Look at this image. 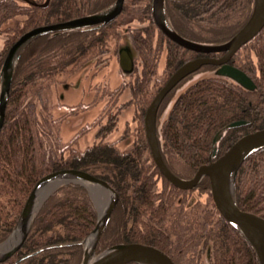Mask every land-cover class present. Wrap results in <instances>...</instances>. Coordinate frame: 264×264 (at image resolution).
<instances>
[{
    "label": "trees",
    "instance_id": "16d2710c",
    "mask_svg": "<svg viewBox=\"0 0 264 264\" xmlns=\"http://www.w3.org/2000/svg\"><path fill=\"white\" fill-rule=\"evenodd\" d=\"M114 1L50 0L47 6H40L24 0H0V33H11L13 29L7 25L25 15L23 25L17 22V31L0 49V71L9 48L27 30L94 13ZM152 1L124 0L122 11L114 20L146 22L148 32L158 31L159 39L166 37L170 74L196 55L208 54L168 38L156 25ZM165 8L168 19L183 36L204 43H220L244 26L251 15L253 0H165ZM86 27L42 34L24 47L17 60L0 131V241L16 225L41 177L58 169L78 168L107 180L118 193L97 252L121 241H139L163 249L177 264H185L189 259L190 264H204L193 260L202 240L213 244L211 264H261L256 247L217 207L208 176L193 188H180L161 172L155 161L147 169L146 161L139 162L137 152H122L114 143L104 141L84 150L69 149L67 156L46 155L40 136L44 130L42 112L30 99L31 90L67 72L72 60L87 51L93 40L85 35ZM57 57L59 61L53 62ZM231 62L253 78L255 89H247L232 78L211 71L187 85L174 100L171 98L163 127L167 147L164 158L181 177H192L201 164L223 154L240 136L264 127V26L236 51ZM239 119L248 122L227 128L218 141L216 157H212L215 134ZM160 143L162 146V138ZM196 189L211 195L209 206L205 202L200 203L202 207L198 205L202 202L200 196L194 204L186 203ZM236 197L241 208L264 216V147L242 162L236 177ZM97 219L86 185L64 183L43 203L22 246L0 264H80L81 241L94 229Z\"/></svg>",
    "mask_w": 264,
    "mask_h": 264
},
{
    "label": "water",
    "instance_id": "95a60500",
    "mask_svg": "<svg viewBox=\"0 0 264 264\" xmlns=\"http://www.w3.org/2000/svg\"><path fill=\"white\" fill-rule=\"evenodd\" d=\"M25 1L40 6H47L50 2V0H45L44 2L36 0ZM123 4L124 0H115L110 6L91 14L36 26L24 32L12 44L0 71V131L5 120L14 69L24 47L34 38L45 33L108 22L122 11ZM152 12L161 30L177 43L200 52H224L220 57H196L183 63L171 75L149 104L146 111L145 124L154 158L162 173L180 188H193L204 176H209L213 198L217 207L223 216L256 247L260 262L264 264V216L241 208L236 197L238 170L248 155L264 147V127L240 136L223 154L208 163L201 164L191 178L181 177L167 166L160 152L156 135V116L162 99L183 77L195 71L204 63L217 64L219 67L216 69V73L228 76L248 89L256 88L255 81L246 71L230 64L228 61L245 42L255 36L264 26V0H254L252 13L247 23L233 37L220 43L199 42L180 34L168 19L165 0H153ZM122 66H124V62H122ZM245 123H247V120L239 119L222 127L213 138L211 156H216L218 141L227 128ZM58 178L62 180L59 184L70 181L83 182L95 184L109 190V200L107 201L106 209L104 212L99 213L95 228L81 241L85 243L84 260L81 264H126L130 261H137L141 264H176L173 258L163 249L138 241L115 243L97 255V244L118 201V193L107 180L78 168L58 169L47 173L37 181L26 200L13 233L7 241L16 234H19V238L11 247H2L7 241L0 245V262L10 257L25 240L38 208L37 196L40 189Z\"/></svg>",
    "mask_w": 264,
    "mask_h": 264
},
{
    "label": "rangeland",
    "instance_id": "374dc122",
    "mask_svg": "<svg viewBox=\"0 0 264 264\" xmlns=\"http://www.w3.org/2000/svg\"><path fill=\"white\" fill-rule=\"evenodd\" d=\"M36 1L44 2L45 0H43V1L36 0ZM253 4H254V0H253ZM24 20H25V15L19 16L18 18L12 20L13 22H10L7 25V26L12 27L13 30H11V33L9 31H8L9 33L8 32L0 33V49H2L3 47L6 46L7 42L11 39V37L17 31L16 30L17 22H21L20 24L23 25ZM19 27H21V26H19ZM155 36L159 37L158 31H155ZM42 37H40L39 39H41ZM110 41L111 42H109L108 44L111 46L112 50L114 52H116L118 49L117 45L119 44V42L114 40L111 37H110ZM38 43H40V41H38ZM120 45H122V47H127L131 51H133V43L131 41V38L128 37L127 35L121 41ZM78 54L81 55V51L78 52ZM111 57L112 58H111L110 62L108 63V65L106 67L102 68L101 70L97 71L96 75H95L96 77L94 78L93 81L91 80L94 83L99 82V81H105V82H107V87H82V85L84 83H86L85 85L90 84V83H88L86 76L84 75L85 70H82V72L79 73L75 77L73 83L71 84L70 79H73L74 76H72V74L69 73L70 69H68L67 73H59L58 75L55 76V78H53V79L51 78V80L43 81L42 84L40 85V87H37V85H36L31 90L30 99L36 103V109L39 112H42L40 119H41V125H43L42 128L44 130H41V133L38 131V133H40V136L42 138V143H43L42 147L44 148L46 155H48V156L54 155V157H56V158H58L59 156H63V155L67 156L66 153L69 151V149L74 148L76 150H84L87 147H89L91 144L97 143L99 141V139L94 137V132H95V129H97L98 125L95 124V127L93 129H91L90 131H88L89 129H87L86 123L91 122L94 118L96 120H99L100 116L103 115V111H105L107 116H112V118H115V116H116V120H117L116 125L117 126H115V128L112 130V132L107 135V139L103 138V139H101V141L114 143L115 146L117 147V149H120L121 151L124 150V148L128 147L127 142H130V145H129L130 148H133L136 146L144 148L145 140H146L145 139L146 138L145 130H144V128H142V125L140 123L138 124L137 133L135 130L136 124H137V122L135 121V120H137V117H136L137 110L141 111L142 109L140 110L138 108V107H140V105H138V104L134 105L133 104L132 100H133L134 96H132V93L134 94V92L131 91L132 87H126L125 86L124 82L126 80H125V78H124V80L121 79L122 77H121V74H119V63L117 62V58L115 56L114 57L111 56ZM59 59L60 58L57 57L55 59V61H53V62L59 61ZM76 59H78V58H76ZM73 61H75V59L72 60V62ZM73 63H71V65L69 67H71L73 65ZM161 63L163 64V62H161ZM209 74H210V72L207 71V72L203 73L202 75L205 76V75H209ZM198 77H200L199 74H197L194 77H192L191 79L187 80L183 87L177 88L176 91H174L171 94V98L173 97V100H174L177 97V95L187 85L191 84ZM68 80H69V84L72 85V87H67V86H69L68 84H66V86H63V82L64 83L68 82ZM126 83H128L127 84V86H128L129 81L127 80ZM123 85L125 87H122ZM85 88L86 89L90 88V90H91L90 91V94H91L90 98L84 96V89ZM157 88L158 87H154V91H156ZM0 89H1V87H0ZM144 89H146V87ZM144 94L147 95L146 90L144 91ZM109 101H110V103H107ZM135 102L136 103L138 102L137 98H136ZM88 104H91L93 106L90 109L86 110V106ZM171 104L172 103L170 101L169 107L166 108L165 111L162 113L161 124H163L164 117L169 114ZM73 107H75V108H73ZM75 109H77V110H75ZM74 111H75V114L73 115ZM137 115L140 116L139 113ZM83 119L86 121V123H83ZM132 119H133V121H132ZM138 122H141V121L138 120ZM141 128L143 129V131ZM136 135L138 136L137 139L135 138ZM118 141H119V143L117 144ZM62 147L63 148L68 147V148L65 151H62L61 150ZM140 157L141 156L139 155V158ZM141 160H142V162L146 161L145 166L147 169H148V166H150V165H152V163H154L152 156L150 155V151L148 149H145V152L142 155ZM139 162H141L140 159H139ZM70 182H73V181H70ZM65 183H68V182H65ZM78 183H82V184L86 185V187L89 191V195H90V197H91V199H92V201L96 207L97 218H99V213L101 212L102 205L99 203L98 197H102L107 202V200H109V195L108 194H107V196L105 194L103 195L101 192H99L100 194L95 193V191L97 192L98 189L94 188L93 184H89V183L86 184L83 182H78ZM62 184H64V183L55 184L53 186V188L48 191L47 194L42 193V195L39 198L38 203H37V206L39 209L41 208L43 203L46 201V199L50 196V194ZM210 185H211V182H210ZM94 189H95V191H94ZM211 194H212V189H211ZM199 196H200L202 202H199L198 205L202 207L203 205H201L200 203L205 202L209 206L208 198L211 197V195L208 196V194H205V195L201 194V192L198 189H196L194 192H192V194L190 195L191 198L186 200V203L187 204H191V203L194 204V202H196L198 200ZM212 197H213V194H212ZM198 205H196V206H198ZM38 208H37L36 214L39 211ZM244 210H246V209H244ZM249 211H251V210H249ZM36 214H35V216H36ZM97 221H98V219H97ZM33 222H34V220H33ZM33 222H32V224H33ZM16 224H17V222H16ZM15 226H14V228H15ZM14 228L8 234V236H6L3 240L0 241V245L3 244L5 241H7V239L10 237V235L13 233ZM86 237H84V239ZM121 242H123V241H121ZM23 243H24V241H23ZM22 244H21V246H22ZM108 247H106L105 249H107ZM82 248H83L82 262H83L85 243L82 244ZM212 248H213V244L211 242L206 244L204 241L201 240L197 244V248L195 251V257L193 260L197 259L196 260L197 263L202 261L204 264H211L212 250H213ZM105 249L101 250L100 252L96 251V254L99 255ZM189 260L188 261L186 260L185 264H190V263H188Z\"/></svg>",
    "mask_w": 264,
    "mask_h": 264
},
{
    "label": "flooded vegetation",
    "instance_id": "af4514ba",
    "mask_svg": "<svg viewBox=\"0 0 264 264\" xmlns=\"http://www.w3.org/2000/svg\"><path fill=\"white\" fill-rule=\"evenodd\" d=\"M119 15V14H118ZM117 17V16H116ZM115 17V18H116ZM114 18V19H115ZM110 20L108 22H100L97 24H93L91 26L86 27L87 29L85 31L86 36H90V40H93L92 45H88L87 51L81 55L79 59H76L71 67H69L70 71L69 73L72 74L73 79H70L71 84L73 83L75 77L82 72V70H85L84 75L86 76V79L88 81V85H85L84 83L82 87H107V82L105 81H99V82H92L94 78L96 77V72L101 70L102 68L106 67L108 63L111 60V56H115L117 58V62L119 63V74H121V79L129 81V85L126 81L124 82L126 87H132L131 91L133 98V104H138L140 107H138L141 111L137 110L136 114L137 122L136 124V133L138 131V124L144 123V130L145 135L149 144V148H147L150 151V155L152 156L153 161L156 162L153 154V150L151 147V144L149 142L147 131H146V124H145V117H146V111L149 106V104L154 99L157 92L166 84L168 79L171 77V75L177 70H175L172 74L169 73V69L167 67V43L168 39L164 37L163 39H159V37H156L155 34H151L145 29V26L147 25L146 22H134L131 23H125L117 20ZM109 25V26H106ZM157 25V23H156ZM157 27L161 29L158 25ZM92 34H94L92 36ZM108 35V36H107ZM128 36L131 38V41L133 43V51H131L127 47H122L121 41L124 39L125 36ZM168 38H170L167 34H165ZM109 37V39H108ZM110 37L114 40L118 41L119 44L118 49L116 52H114L111 48V46L108 44L110 41ZM148 41L149 43L145 45V41ZM157 40V41H156ZM162 41V42H161ZM200 52V51H199ZM202 53H208V54H198L193 58L196 57H220L219 55H211L209 53L213 52H202ZM234 55V54H233ZM233 57V56H232ZM232 57L229 59V63L236 65L231 62ZM191 58V59H193ZM190 60V59H189ZM122 62H124V66H122ZM163 62V64L161 63ZM181 66V65H180ZM179 66V67H180ZM238 66V65H236ZM178 67V68H179ZM219 65L214 63H204L200 67H198L195 71L189 73L185 77H183L177 84L173 86V88L164 96L162 99L156 116V135L158 139L159 149L162 154V157L167 164L164 156L166 154V149L164 141H165V135H164V125L168 120V115L164 117L163 124H161V115L165 111L166 108L169 107L170 101H171V91H176L177 88L183 87L185 82L195 75L199 74V76H203L202 74L205 72H211L218 68ZM239 67V66H238ZM241 68V67H240ZM242 69V68H241ZM245 71V70H244ZM67 73V72H64ZM128 77V78H127ZM92 80V81H91ZM72 87V85L68 82H63V86ZM124 85L122 87H125ZM146 87V89H144ZM154 87H158L156 91H154ZM147 91V95L144 94V91ZM90 88L84 89V96L90 98ZM145 95V96H144ZM137 98V103L135 102ZM150 99V100H149ZM142 100V101H141ZM107 103H110L107 102ZM112 104V103H111ZM93 105L88 104L86 106V110L90 109ZM75 108V107H73ZM84 109V108H83ZM77 110V109H75ZM75 114V111L73 115ZM134 118V117H133ZM140 120L141 122H138ZM116 116L115 118H112V116H107L105 111H103V115L100 116L99 120H96L95 118L91 121L86 123V121L83 119V123H86L88 131L93 129L95 127V124H97V129H95L94 137L99 139H107V135L112 132V130L115 128L116 125ZM133 121V119H132ZM248 122V121H247ZM143 128V125H142ZM141 128V129H142ZM140 129V128H139ZM143 131V129H142ZM143 133V132H142ZM141 133V134H142ZM96 135V136H95ZM137 135L135 138L137 139ZM162 138L163 144L161 146L160 139ZM123 139V138H122ZM121 139V140H122ZM120 140V141H121ZM119 141L117 142V144ZM134 143V142H133ZM141 144V143H140ZM128 147L124 148L122 152H130V150L137 152L141 157L145 152V147H133L130 148V142H127ZM142 145V144H141ZM142 154V155H141ZM217 155V152H216ZM140 157V161L141 160ZM157 164V162H156ZM158 166V164H157ZM168 166V164H167ZM159 167V166H158ZM169 167V166H168ZM160 169V168H159ZM161 170V169H160ZM162 172V171H161Z\"/></svg>",
    "mask_w": 264,
    "mask_h": 264
},
{
    "label": "bare ground",
    "instance_id": "6f19581e",
    "mask_svg": "<svg viewBox=\"0 0 264 264\" xmlns=\"http://www.w3.org/2000/svg\"><path fill=\"white\" fill-rule=\"evenodd\" d=\"M251 13H252V12H251ZM248 19H249V18H248ZM248 19L246 20L245 24L247 23ZM223 53H224V52H223ZM235 53H236V52H235ZM235 53H234V54H235ZM216 69H217V68H216ZM216 69L213 70L215 73H216ZM216 75H217V76H222V77L224 76V75H221V74H218V73H216ZM226 77H228V76H226ZM198 78H199V77H198ZM242 86H243V85H242ZM243 87H244V86H243ZM245 88H246V87H245ZM247 89H248V88H247ZM60 181H62L61 178L55 179V180H53V182H50L49 184H46L42 189H40V191H39V193H38V196H37L38 200H39V198L41 197L42 193H43V194H47L48 191L51 190L55 184H59ZM93 187L98 189L97 192H96L95 189H94L95 193L100 194L99 192H101L103 195H104V194H105L106 196H107V194L109 195V190H108V189H105V188H103V187H101V186H98V185H95V184H93ZM93 187H92V188H93ZM38 200H37V201H38ZM106 200H107V199H106ZM98 201H99V203L102 205V207H101V208H102V209H101V212H104V210L106 209V206H107V202H106L105 199H103L102 197H98ZM107 201H108V200H107ZM18 238H19V234H16V235L12 236V238H11L10 240H8L5 244H3L2 247H3V248L11 247V246H12V245L18 240Z\"/></svg>",
    "mask_w": 264,
    "mask_h": 264
}]
</instances>
